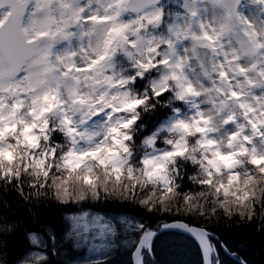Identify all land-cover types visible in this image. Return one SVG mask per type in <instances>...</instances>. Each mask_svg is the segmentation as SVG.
Segmentation results:
<instances>
[{
	"label": "snow or ice",
	"instance_id": "snow-or-ice-1",
	"mask_svg": "<svg viewBox=\"0 0 264 264\" xmlns=\"http://www.w3.org/2000/svg\"><path fill=\"white\" fill-rule=\"evenodd\" d=\"M0 264H264V0H0Z\"/></svg>",
	"mask_w": 264,
	"mask_h": 264
}]
</instances>
